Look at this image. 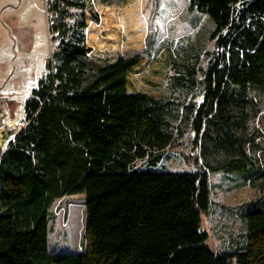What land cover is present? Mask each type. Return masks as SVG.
Here are the masks:
<instances>
[{
	"label": "trees",
	"instance_id": "1",
	"mask_svg": "<svg viewBox=\"0 0 264 264\" xmlns=\"http://www.w3.org/2000/svg\"><path fill=\"white\" fill-rule=\"evenodd\" d=\"M189 5L211 19L216 44L202 100L187 108L194 146L213 171L259 175L245 132L264 114V0ZM46 11L49 72L25 102L28 125L0 153V264H264V208L246 215L245 252H214L200 230L211 207L206 170H153L172 148L174 102L136 90L138 56L95 60L93 0H49ZM141 160L151 168L133 166ZM80 194L84 251L50 253V209Z\"/></svg>",
	"mask_w": 264,
	"mask_h": 264
},
{
	"label": "rangeland",
	"instance_id": "2",
	"mask_svg": "<svg viewBox=\"0 0 264 264\" xmlns=\"http://www.w3.org/2000/svg\"><path fill=\"white\" fill-rule=\"evenodd\" d=\"M48 1L0 0L1 151L15 138L8 121L24 116L26 100L49 72L55 43L48 31ZM93 4L98 20L86 30V42L93 47L95 60L138 56L131 76L136 90L174 102L166 109L172 123V148L153 170H206L211 207L201 215L200 230L209 235L207 245L214 252H245L246 215L251 208H264V114L245 132L246 149L252 147V154L261 158L259 175L205 166L202 151L193 143L187 108L200 104L203 73L216 50L211 19L191 10L189 0H93ZM133 166L151 168L146 160ZM50 214L49 252H83L85 194L57 200Z\"/></svg>",
	"mask_w": 264,
	"mask_h": 264
},
{
	"label": "built area",
	"instance_id": "3",
	"mask_svg": "<svg viewBox=\"0 0 264 264\" xmlns=\"http://www.w3.org/2000/svg\"><path fill=\"white\" fill-rule=\"evenodd\" d=\"M28 125L27 120L25 119V117L19 116L18 120L16 122V124L10 123V121H8V126L11 130H14V132L17 134L21 129L25 128Z\"/></svg>",
	"mask_w": 264,
	"mask_h": 264
},
{
	"label": "bare ground",
	"instance_id": "4",
	"mask_svg": "<svg viewBox=\"0 0 264 264\" xmlns=\"http://www.w3.org/2000/svg\"><path fill=\"white\" fill-rule=\"evenodd\" d=\"M17 120L18 119H14V120L10 121V123L16 124Z\"/></svg>",
	"mask_w": 264,
	"mask_h": 264
},
{
	"label": "water",
	"instance_id": "5",
	"mask_svg": "<svg viewBox=\"0 0 264 264\" xmlns=\"http://www.w3.org/2000/svg\"><path fill=\"white\" fill-rule=\"evenodd\" d=\"M15 136H16V133H15ZM1 146H2V142L0 141V153H2Z\"/></svg>",
	"mask_w": 264,
	"mask_h": 264
}]
</instances>
